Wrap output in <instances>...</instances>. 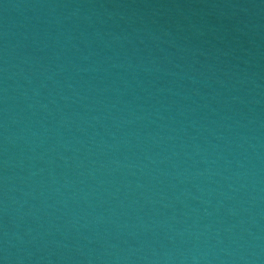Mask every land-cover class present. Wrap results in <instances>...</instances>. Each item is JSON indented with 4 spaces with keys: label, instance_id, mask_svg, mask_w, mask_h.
Returning a JSON list of instances; mask_svg holds the SVG:
<instances>
[{
    "label": "water",
    "instance_id": "water-1",
    "mask_svg": "<svg viewBox=\"0 0 264 264\" xmlns=\"http://www.w3.org/2000/svg\"><path fill=\"white\" fill-rule=\"evenodd\" d=\"M0 264H264V0H0Z\"/></svg>",
    "mask_w": 264,
    "mask_h": 264
}]
</instances>
